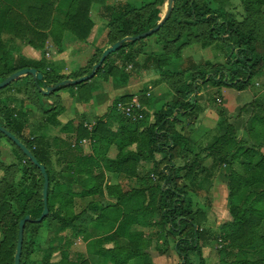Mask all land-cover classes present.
<instances>
[{"label": "trees", "instance_id": "1", "mask_svg": "<svg viewBox=\"0 0 264 264\" xmlns=\"http://www.w3.org/2000/svg\"><path fill=\"white\" fill-rule=\"evenodd\" d=\"M166 2L153 0L137 7L130 3L108 5L107 0H0V82L26 68H35L44 76L37 81L26 75L0 90V125L46 166L50 180V212L40 223L26 224L21 264H37L33 256L42 252L45 254L40 264H50L56 251L44 245H50L51 237L60 233L69 235L60 248L62 259L58 264H98L71 251L81 238L105 264H130L143 258L148 262L144 264H153L154 236L146 230L157 227L161 230L156 240L167 247L173 245L179 264H210L203 254L209 240L205 228L208 214L195 207L194 195L202 189L208 191L211 186L207 182L222 167L228 177L231 218L221 228L224 246L215 264H264V103L253 100L240 110L247 113L251 108L249 139L237 137L235 127L228 121L224 122L225 132L218 130L204 147L200 143L197 146L190 133L178 129L180 116L190 119L198 115L202 85L212 83L244 91L252 85L253 78L264 74V0H241L244 11L240 16L227 9L228 0H175L171 17L159 31L124 43L108 56L93 79L74 86L78 98L89 103L96 77L123 83L129 78L125 71L129 65L149 66L158 72L159 83L165 84L172 95V100L155 112L153 123L148 124L147 118L134 121L120 113L118 104L132 102L134 95L119 97L108 114L97 119L93 129L84 122L73 126L77 144L71 150L66 170L56 177L49 168L51 155L46 137H35L31 130L57 123L64 108L58 92L68 86L49 95L41 88L90 74L104 51L97 50L85 68L65 75L51 68L45 58L13 55L8 48L10 40L44 49L49 37L60 44L63 34L69 31L78 40L87 41L95 27L92 8L99 4L108 21L111 46L157 26ZM195 44L204 49L220 45L226 51V60L202 64L186 58L185 49ZM140 56L145 58L143 63L138 60ZM140 100L143 105L149 104L145 95H140ZM34 111L46 116L37 126L28 117ZM143 113L148 115L145 109ZM4 138L14 148L16 161L11 164L2 160ZM84 139L90 140L92 154L84 153ZM113 146L119 152L115 159L108 157ZM196 146L198 151L194 150ZM207 158H212V165L205 164ZM145 164L150 165L148 171ZM0 170V264H15L21 220L27 215L38 219L45 209V178L40 168L1 131ZM107 173L127 180L131 188L126 189L121 181L108 183ZM104 189L115 203L96 199ZM87 198H91L87 207L78 211V200ZM54 226L59 227V233L52 230ZM92 229L99 234L96 240L90 237ZM233 254L236 259H232Z\"/></svg>", "mask_w": 264, "mask_h": 264}, {"label": "rangeland", "instance_id": "2", "mask_svg": "<svg viewBox=\"0 0 264 264\" xmlns=\"http://www.w3.org/2000/svg\"><path fill=\"white\" fill-rule=\"evenodd\" d=\"M151 1L153 0H107V4L115 5L120 3H124V4L130 3L137 7H141L145 3ZM226 7L230 12H233L238 16H240V14L244 11V6L241 0H228ZM167 8H168V3L166 2L162 8L164 14L166 13ZM93 16L96 21V27L92 36L88 41H77V40L75 41V43L72 45L73 52L70 54L69 57H67L65 61L59 63L60 70L58 71V68L56 69L59 73L71 75L75 72H78L80 69H82L83 66L88 65L87 63H89V60L94 57L97 50L105 51L108 47H110L107 36L108 21L104 17L102 5L96 4L93 6ZM68 36H70L69 37L70 39L74 38L72 34H69ZM151 40L153 41L154 39ZM147 42H149V40ZM13 55H17V54H13ZM184 55L186 58L192 57L195 60V62L202 64L205 62L220 64L226 60V51H224L220 47V45H214L210 48L204 49L201 45L195 44L193 46L186 48L184 51ZM113 60L119 63L118 57L114 56ZM138 60L143 62L145 58L144 56H140ZM66 68L69 70H66ZM125 71L126 74L129 76L128 79H134L133 81L130 82L131 83L130 89L129 88L117 89L115 86L111 87L112 84L110 81L112 80H105L102 77L95 78L94 80L95 89L93 90V93L95 92V98H94L95 100L93 104H96L98 108L96 109L97 112H95L96 115L94 116L93 120L89 121L88 119L86 121L89 122L88 126L91 127V129H93L96 126L98 118H102L108 114L113 103L122 94L133 91H140L143 88L144 90H150L149 84L151 85V87H153V89L155 88L157 89L160 86L163 87L164 91L168 92V94L165 96H163V94L162 96H160V92L158 91L155 93L153 98L159 96L161 97L158 103L156 104V107L159 106L160 109V107L163 104L172 100V95L171 93H169V90L167 89L166 85L163 83H159L160 77L157 71L152 69L149 72L148 70H141L140 66L136 67V65L134 64L129 65L125 69ZM155 81H157L159 85H156ZM116 83L118 85H122L118 82ZM75 92L76 90L74 86H68L67 88L62 89L61 91L58 92V95H61L62 104L68 105L70 109L67 110V114L61 115L60 120H58L56 124L47 125L46 127L44 126L41 128L40 126H38L37 130H35L34 127H31V130L34 129L35 131L34 133L35 137H41V135H43L47 139V142L50 146V155H51V164L49 165V168L54 177H56L58 173L66 170L67 161L70 158L71 150L74 148L75 144H77V139L75 135L72 134L73 129L76 125L74 121H77V119L79 118V117H73L72 115L76 113V108H77V103L72 98L73 95H75L74 94ZM253 99L264 103L263 77L260 78L257 76L253 78L252 85L244 91H239L233 87L224 86V85L222 86L213 85L212 83L202 85L201 95L199 96L200 112L198 111V114L201 116V120L204 121L205 114L202 113H204V111L206 110H211L212 112L210 111V113L213 115L210 116L211 119L213 120H211L210 122L211 125L207 123L203 124V121H201L200 124L198 125V133L201 134L202 132L204 133L207 132V134L204 135L205 137L200 142L197 141L198 142L197 146L199 147L200 145L203 147L208 146L213 141V138L215 137L218 130L220 131V133L221 132L224 133L225 121L230 122L235 127L237 137H239L240 139L248 138V128L251 118V108L247 113L246 112L241 113L240 110L243 108V106L249 104ZM44 102H45L44 104L48 106L49 104L48 100H45ZM63 111H65V108H63ZM199 115L187 119V121L193 122L199 117ZM28 117L30 118V123H33L34 126L39 125L40 121L46 119V116L38 114L37 111H34V113L29 114ZM61 120H63V122ZM217 121H219L218 125H217ZM71 122H74L75 124L73 123V125L70 126ZM221 125H223L222 129H221ZM29 131L30 128L27 130V132ZM185 132L190 133V129H188L187 126H185ZM90 145H92L91 142ZM197 146L196 148H194L195 151H198ZM1 148H2V160L6 164H11L16 161L14 148L6 138L2 140ZM92 153L93 151H91V154ZM111 153L113 154V155L111 154V156H115L117 153L116 148L113 149ZM205 155L206 154H204V156ZM162 157L163 155H158V158H162ZM205 164L207 166L212 165V158H207ZM225 170H226L225 167H222L220 169V173L217 175L218 180L224 181L223 187L217 189L215 194H214V190L212 191L211 187L208 189V191L202 189L198 194L199 198L196 197L194 198L195 207L206 210L208 214V221L205 224V228L209 232V236H208L209 240L207 242L208 244L205 245V247L203 248V254L210 264H215L220 260L219 251L224 246V241H222L220 238L221 228L231 218L230 210H229L230 204L228 198H226L228 192V186H227L228 177ZM2 175L3 172L0 170V177H2ZM119 181L122 182V184L126 189L131 188L132 186L129 182H127V180L124 181L120 180L119 177L116 176L115 174L108 175V183L114 184L116 182L118 183ZM105 191L106 189H104L102 193L96 197V199L102 202ZM90 200L91 198L82 199V200L79 199L77 210L81 211L84 208H86ZM53 228L54 229L52 230H55L57 232L59 231L58 226H54ZM159 230H161L160 227L149 230L151 231L152 236H154L151 249L153 251L152 253L154 255V259L156 260V263L179 264L180 258L174 251L172 247L173 245L171 244L170 247H167V244L163 242L160 243L158 240H156L158 238ZM68 235L69 233H60L58 235L52 236L50 239L52 241L50 245L48 244L44 245L45 239H43L44 244L43 243L42 244L45 247L50 246V248L56 251L52 256V261H53L52 263L58 264L59 261L62 259V251H60L61 250L60 248H62V246L65 245ZM90 237L92 240H96L99 238V234L95 229H92L90 233ZM1 239H2V235L0 233V241ZM79 247L81 248L82 246ZM164 250H166V253H161V251ZM92 251L93 250H91L90 253H92ZM44 254L45 252H42L40 254L36 253L33 256V258L37 260V264L38 262L40 264V262L44 260L43 258ZM236 258L237 257H235V255L233 254L232 259H236ZM193 260L198 261L197 258H193ZM150 263H153V261L152 262L150 261Z\"/></svg>", "mask_w": 264, "mask_h": 264}, {"label": "crops", "instance_id": "3", "mask_svg": "<svg viewBox=\"0 0 264 264\" xmlns=\"http://www.w3.org/2000/svg\"><path fill=\"white\" fill-rule=\"evenodd\" d=\"M91 17L93 18V20L95 22V27H96V21H95L94 16H93V8H92ZM95 27L93 29V32L95 30ZM93 32H92V34H93ZM69 34H72V36L74 38L70 39L69 38L70 36H68ZM92 34H91V36H92ZM76 40L80 41V40H78L76 38V36L73 33L69 32V31H66L63 34V38H62V41H61L60 44L56 43L54 38L51 36L46 41L44 49H36V48H34V47H32V46H30V45L18 40V39L10 40L9 43H8V48H9V50H11L12 54L24 55L25 57L30 58V59L42 60L43 58H45L49 62L51 68H53V69H57L58 68V71H59L60 70L59 69V66H60L59 63L62 62V61H65L67 59V57H69L70 54L73 52L72 45L75 43ZM92 59L93 58H91L89 60V62ZM87 64H89V63H87ZM85 66H83L82 68H85ZM66 70H69V69L66 68ZM141 70H148V72H149L150 68H149V66L148 67L141 66ZM59 74H61V73H59ZM258 77H260V78L263 77L264 78V74L260 75ZM109 80H112V81H110L111 84H112L111 87L115 86L117 89H120V88H125V89L129 88L130 89V87H131L130 86L131 85L130 82L133 81L134 79H127L125 82L120 83L122 85H118L113 79H109ZM155 83H156V85H159V83L157 81H155ZM149 87H150V90H144V88H143L140 91H133V92H129V93H124L121 96L126 95V94H131V95H134V96H140V95L147 96L149 98V104L143 105V107H144L145 111H147V114H148V115L145 114V118H147L146 121L148 122V124H151V123L154 122V114H155V112L159 109V106L156 107V104L158 103L159 99L161 98L160 96H162V94H163V96H165V95L168 94V92L164 91L163 87H160V86L157 89L156 88L153 89V87H151V85L149 84ZM157 91L160 92V96L158 94L159 97L153 98V96L155 95V93ZM142 92H144V93H142ZM74 94L76 96L73 95L72 98L77 103V108H76V113H74L72 115H73V117H79L77 119V121H74V122L76 123V125L79 122H84L85 126L88 127L89 129H91V127L88 126L89 122H86V121L88 119H89V121L93 120L94 116L96 115L95 112H97L96 109L98 108V106H96V104H93V102L95 100L94 99L95 98V92L92 93L93 99L91 100L90 103H85V102L81 101L78 98V95L76 94V92ZM200 95H201V93H200ZM60 97H61V95H60ZM63 106L65 108V111H63V113L61 115L67 114V110L70 109V107H68V105L63 104ZM210 111L211 110H206V111H204V113H202V114H205L204 121L201 120V116L199 114H198L199 117L193 122H191V121L188 122L187 119H189V118L180 116L181 118L180 117L179 118L182 120V123H180L178 125V129L180 131H182V132H185V126H187V128L190 129V134H191L190 137H191V139L193 141H195V142H197V141L200 142L205 137L204 135H206L207 132H205V133L202 132L201 134H199L198 133V125L200 124L201 121H203V124L207 123V124L211 125L210 122H211V120H213V119H211V116L213 114H211ZM61 115L58 117V120H60ZM61 121L63 122V120H61ZM218 123H219V121H217V125H218ZM81 147L83 148L85 154H91L92 145H90V140H86V139L82 140L81 141ZM114 147L116 148L117 153H116L115 156H111L112 150L115 149ZM112 148L110 149V151L108 153V157L111 158V159H115L119 152H118V149H117L116 146H113ZM143 166L146 167L147 171L150 169L149 168L150 166L148 164H145ZM141 169H143V168H141ZM108 175H114V174L107 173V179H108ZM207 183H208V186H211L212 191L214 190V194H215L217 189H219V188L224 186V181L223 180H218L217 176H215L212 179H210ZM195 197L199 198L198 195H194V198ZM226 198H228V192H227ZM102 201H103V203H115L116 202V200L111 199L107 195L106 191H105L104 198H103ZM146 231H147V233L151 232V231H149V229L146 230ZM160 243H162V241ZM79 246H82V247L80 248ZM77 247H79V248H77ZM90 247H91V245H89V243H87L85 241V239L81 238V239H79V240H77L75 242V244L72 247L71 251H73L74 253H80V254H83V255L87 256L90 259V261H92V262L96 261V263H98V264H105V261L103 259H101V257L96 256L93 253H90ZM107 247L109 248V247H111V245H107ZM152 252L153 251L151 249V253ZM161 257H163V256H161ZM151 258L153 260V264H157L156 260L154 259L153 253L151 255ZM52 262L53 261H51L50 264H54ZM144 263H148V262H146V260H144V258H143V259H136V260L132 261L130 264H144ZM107 264H112V263H107Z\"/></svg>", "mask_w": 264, "mask_h": 264}, {"label": "water", "instance_id": "4", "mask_svg": "<svg viewBox=\"0 0 264 264\" xmlns=\"http://www.w3.org/2000/svg\"><path fill=\"white\" fill-rule=\"evenodd\" d=\"M174 1L175 0H167L168 3V8L166 13L164 14L162 20L152 28L151 30L144 32L140 35H137L135 37H126L123 38L122 40L118 41L117 43L111 45L108 47L104 52L103 55L100 59V61L95 64L92 72L88 75L82 76L78 79H67L59 84H56L54 86L46 87V88H41V90L49 95L50 93L56 91L60 87L64 86H76L79 85L83 82L90 81L96 76L97 70L104 64L106 59L108 58L109 55L119 51L121 47L123 46L124 43L127 42H136L138 40L147 38L155 34L157 31H159L168 21V19L171 17L172 11H173V6H174ZM26 75H32L35 80L37 81H42L44 76L42 73L38 72L37 69L35 68H26L19 70L15 72L14 74L10 75L8 78L0 82V90L9 86L13 82L17 81L23 76ZM0 131L3 132L9 139H11L15 144H17L18 147H20L24 153L28 156V158L40 168L44 178H45V183H44V190H43V196H44V203H45V209L43 211V214L38 218V219H33L30 215H27L24 219L21 220L20 222V232H19V240H18V247H17V253L15 256V264H21L22 260V253H23V244H24V233H25V226L28 222H36L40 223L46 218L49 214V207H48V191H49V186H50V180H49V175L47 172V168L44 164H40L37 158L33 155V153L29 150V148L19 139L17 138L13 133L10 131L6 130L2 125H0Z\"/></svg>", "mask_w": 264, "mask_h": 264}, {"label": "built area", "instance_id": "5", "mask_svg": "<svg viewBox=\"0 0 264 264\" xmlns=\"http://www.w3.org/2000/svg\"><path fill=\"white\" fill-rule=\"evenodd\" d=\"M117 107L118 111L124 114L128 119L137 121L145 118L143 113L144 107L139 96H134L130 103H119Z\"/></svg>", "mask_w": 264, "mask_h": 264}]
</instances>
